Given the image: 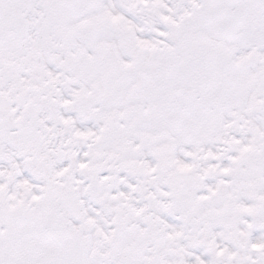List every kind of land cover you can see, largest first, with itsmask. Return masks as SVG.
<instances>
[{
	"label": "snow or ice",
	"instance_id": "6c2138e0",
	"mask_svg": "<svg viewBox=\"0 0 264 264\" xmlns=\"http://www.w3.org/2000/svg\"><path fill=\"white\" fill-rule=\"evenodd\" d=\"M0 264H264V0H0Z\"/></svg>",
	"mask_w": 264,
	"mask_h": 264
}]
</instances>
